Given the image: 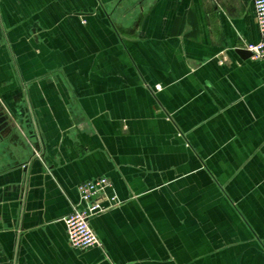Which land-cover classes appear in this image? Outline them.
<instances>
[{
    "label": "crops",
    "instance_id": "obj_1",
    "mask_svg": "<svg viewBox=\"0 0 264 264\" xmlns=\"http://www.w3.org/2000/svg\"><path fill=\"white\" fill-rule=\"evenodd\" d=\"M260 37L253 0H0V264H264Z\"/></svg>",
    "mask_w": 264,
    "mask_h": 264
},
{
    "label": "built area",
    "instance_id": "obj_2",
    "mask_svg": "<svg viewBox=\"0 0 264 264\" xmlns=\"http://www.w3.org/2000/svg\"><path fill=\"white\" fill-rule=\"evenodd\" d=\"M256 21L260 31V40L245 43L244 49L251 53L250 58L264 60V0H253ZM160 88V85L157 86ZM35 156L41 157L42 151L34 149ZM112 180L100 176L78 185L79 201L72 211L64 217L70 244L76 248H88L101 245L96 232L91 226V218L120 203L116 193H111Z\"/></svg>",
    "mask_w": 264,
    "mask_h": 264
},
{
    "label": "flooded vegetation",
    "instance_id": "obj_3",
    "mask_svg": "<svg viewBox=\"0 0 264 264\" xmlns=\"http://www.w3.org/2000/svg\"><path fill=\"white\" fill-rule=\"evenodd\" d=\"M8 113L5 110V107L2 105V103L0 102V134L3 135L5 134V132H13L14 131V127L11 129V131L8 130V128L10 127V125L13 126V124L11 123L10 118H8ZM5 124V126L2 127V125Z\"/></svg>",
    "mask_w": 264,
    "mask_h": 264
},
{
    "label": "water",
    "instance_id": "obj_4",
    "mask_svg": "<svg viewBox=\"0 0 264 264\" xmlns=\"http://www.w3.org/2000/svg\"><path fill=\"white\" fill-rule=\"evenodd\" d=\"M239 52H240L244 57H250V55H251V53H250L249 51L245 50V49H240ZM7 116H8V118H10L9 115H7ZM3 126H5V124H3L2 127H3ZM13 127H14V126L10 125V127L8 128V130L11 131V129H12ZM0 128H1V126H0Z\"/></svg>",
    "mask_w": 264,
    "mask_h": 264
},
{
    "label": "rangeland",
    "instance_id": "obj_5",
    "mask_svg": "<svg viewBox=\"0 0 264 264\" xmlns=\"http://www.w3.org/2000/svg\"><path fill=\"white\" fill-rule=\"evenodd\" d=\"M85 20V19H84ZM34 155H35V152H34ZM41 158V157H40Z\"/></svg>",
    "mask_w": 264,
    "mask_h": 264
}]
</instances>
